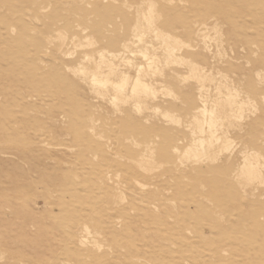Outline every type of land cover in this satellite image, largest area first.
Instances as JSON below:
<instances>
[{
  "label": "rangeland",
  "instance_id": "obj_1",
  "mask_svg": "<svg viewBox=\"0 0 264 264\" xmlns=\"http://www.w3.org/2000/svg\"><path fill=\"white\" fill-rule=\"evenodd\" d=\"M127 59L156 66L154 95L115 103L75 71L134 75ZM217 88L242 114L208 157L176 154ZM245 149L264 156V0H0V264H264V183L240 173Z\"/></svg>",
  "mask_w": 264,
  "mask_h": 264
},
{
  "label": "bare ground",
  "instance_id": "obj_2",
  "mask_svg": "<svg viewBox=\"0 0 264 264\" xmlns=\"http://www.w3.org/2000/svg\"><path fill=\"white\" fill-rule=\"evenodd\" d=\"M150 10H151V6H150ZM147 12H149V10ZM146 18L148 19V22L146 21V24L150 28V29L149 28H147V29L149 31L154 32L155 36L157 38H161V40L163 42V48L167 52L166 59L167 60L172 59L173 58V52H174L173 48H175V47L170 45L172 43H169V42H170V40H173L174 38H172L169 34L163 33L162 31L158 30L156 27L153 26L154 24L151 22V20H152L151 11H150L149 15L146 16ZM134 26H137V25H134ZM138 27H140V26H138ZM140 28H142V27H140ZM138 31H137V33H138ZM139 34H140V32H139ZM134 37H135V35H134ZM137 38L142 40L141 35L139 37L137 36ZM202 40H203V38H202ZM175 43H176V41H175ZM122 46L125 47V45H122ZM125 48H127V46ZM122 49H123V47H122ZM207 49L208 48H206V51H209ZM109 54H110V56L115 57V55H113V53H109ZM119 54H121V53H119ZM141 54H142V56L144 58L148 57L145 53H141ZM83 58L90 60V59H95V56H93L92 54H84ZM116 58H118L117 55H116ZM167 60H165V61H167ZM172 60H174L178 64L179 63L180 64H182V63L184 64L185 63V61H184V59L182 57H177V58L175 57V59L173 58ZM80 62H82V61H80ZM132 62L129 59H127L126 65L128 63L130 68H134V70H135V74L134 75H132V74L130 75L127 70L123 71L122 69L121 70L118 69V67H115V64L113 62H110V64L108 65V68H107V72H105V73L103 72L104 70H102V71L100 70L101 66L99 64H95L93 66L94 69H92V70L88 69L87 68L88 66L85 67L84 65L79 64L78 67L75 69V71L77 73H80V74L83 73L84 75L87 74V75L90 76V80H91L92 84L97 86V87H99L101 89V91H96L97 95L99 94V95H102V96H105V95L107 96V92H105L106 89L108 87H111L112 89H114L115 93L108 95V97H109V100H111L112 102H115V103H116V101H119V100H123V101L126 102L128 100V98H129V91H131L133 93V96H134V94H137V93L138 94L139 93H141V94L143 93V94H147V95H154L153 87L150 84H148V83H146L144 81V76L147 75L148 73L154 72L155 71L154 68H156V66L154 64H148L147 66H143L141 64L136 65V64H134ZM166 64H168V63H166ZM186 64L188 66L189 63L187 62ZM190 64H192V62H190ZM190 64H189L188 68L186 69V71L188 70V72H186L187 76L188 77L191 76V77L196 78L197 80H199L198 83H200V82L201 83L197 87L199 88V91H202V88L205 85V84H203V79L206 77V75L204 76L202 74V72H200V69H199L198 66L193 65V64L190 65ZM152 65L155 66V67L153 68ZM169 65H170V63H169ZM184 68H186V67H184ZM202 68H204V67H202ZM161 72H162V70H161ZM115 75H117V78H118L117 80L112 79V76H115ZM225 82H226V80H225ZM217 87H219V86H217ZM204 88H206V85L204 86ZM217 92H218V96L215 97V98H212V99H210L208 96H204L202 94H200L198 96V98H199V100L201 102V105H200V107L195 109V111L193 112L194 113L193 119H192L193 122L189 123V124H191V128H192L191 129L192 136H191L190 143L188 144V146L185 148V150L182 153L180 152V150L178 151L177 148L174 149V152L176 154H180L182 156H186L187 158H188V156H191L192 154L195 155V156H193L194 158L198 157L199 159H201L203 157H206L207 155H209L208 154V150L211 149L210 146L213 144V140L218 138V135H217V137L215 136L216 138L213 135V133L215 132L214 129L217 128V130H218L219 127H217V126H220L222 124V120H224V123H225V120L227 118L232 117L234 115L235 116H237V115L240 116L242 114L241 113L242 104H243L242 102H240V101L237 102L232 97L231 94H222L220 96L221 92L219 91V89L217 90ZM132 93H131V95H132ZM137 95H135V96H137ZM132 98H134V97H132ZM224 104H228V106H229V109L227 111H222V109H221V107L224 106ZM141 106H142V104L140 105L139 102L136 104L137 108H140ZM168 115H169V113H168ZM169 117H170V115H169ZM176 124H177V122H176ZM192 125H193V127H192ZM222 126L223 125H221V127ZM219 129H221V128H219ZM218 131H221V130H218ZM218 131H216V132H218ZM218 140H217V142H218ZM225 149L226 148H223V150H225ZM226 151H229V150H226ZM263 157L261 158L260 154H257L254 151L252 152L249 149H245L244 152H242V160H241V162L239 164V169H240V173L244 174V176L246 177V179L248 181L251 182L252 180H256L257 179L259 183H264V179L261 178L262 173L264 172V158ZM198 158H196V159H198ZM199 159L197 160L198 162H199ZM200 162H202V161H200ZM140 165L143 167V169H147L148 168L147 162L142 163L140 161ZM260 178H261V180H260ZM85 229H87V228H85Z\"/></svg>",
  "mask_w": 264,
  "mask_h": 264
}]
</instances>
